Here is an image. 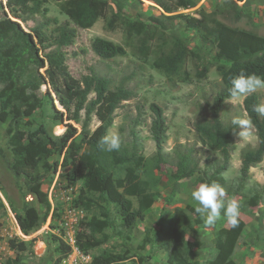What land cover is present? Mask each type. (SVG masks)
Segmentation results:
<instances>
[{
  "label": "trees",
  "instance_id": "16d2710c",
  "mask_svg": "<svg viewBox=\"0 0 264 264\" xmlns=\"http://www.w3.org/2000/svg\"><path fill=\"white\" fill-rule=\"evenodd\" d=\"M53 1L58 4L67 20L61 22L48 15V0H0V123L6 125L7 146L12 156L10 170L15 177L23 178L28 191L48 208V194L43 191V176L38 170L42 168L46 172H57L59 162L55 161L51 165L50 159L56 154L64 155L61 166L68 169L65 175L68 187H73L78 182L83 184L75 206L86 210L98 207L100 210L99 216L94 215L81 223L76 235L79 249L89 254L108 241L106 236L103 239L99 237L107 229H112L116 237L125 239L128 236L116 226L110 206L121 217V225L131 231L139 220L146 219L162 194L157 189L158 181L151 184L141 177L146 159L140 152V138L136 132H132V144L124 145L121 142L119 151L109 153L98 147L100 138L107 135L113 126L114 112L122 102L133 98L134 93L130 88L124 85L116 88L101 134L89 136L91 118L97 108L105 103L112 80L96 73L77 79L70 73L67 48L77 38L76 27L91 29L103 19L112 28L113 23L108 21L110 15H123L124 44L98 37L92 44L95 54L103 60H113L126 56L127 48H130L134 56L143 61L150 55H155L153 66L170 78L180 73L188 58L199 60V57L182 37L164 23L163 18L171 20L172 16L149 17L148 21L134 20L124 13L129 0ZM132 1L142 4L140 0ZM194 6V2L184 0L179 5L184 8ZM165 10L170 12L167 8ZM36 16H41L42 21H36ZM180 17L187 28L199 35L203 43H211L216 47L213 62L221 78V89L210 104V118L195 123L201 144L218 151L221 157L213 158L215 169L212 174L208 177L198 176L197 180L200 184H219L224 188L225 194L232 197L238 195V191L248 181L250 169L263 161L264 117H258L252 110L253 106L260 104L259 96L254 93L244 97L243 109L256 131L258 144L241 152L240 180L234 189L224 173L229 169L231 153L235 150L236 134L231 123L223 121L222 112L226 107V100L233 99L230 89L235 77L243 73L264 78V37L221 22H210L206 17ZM30 21L36 22V25L29 27ZM166 31L170 34L166 35ZM208 72V64L204 62L197 77L203 79ZM92 94L94 98L90 99ZM150 110L153 119L149 131L156 146L157 160L154 169H160L161 164L166 161L163 152L168 140L167 121L163 108L158 104L152 103ZM82 115L84 120L80 138L78 128L71 121L79 123ZM41 118L50 119L54 125H64L65 131L61 135H54L44 124L36 125ZM238 131L239 129L236 130ZM0 153L4 156L2 147ZM174 168L173 180L177 183L189 180L195 174L201 176L202 173L198 163L188 152L178 155ZM94 197H98L104 204L100 205ZM132 198L137 200V207ZM260 201L259 193L246 198L251 207H257ZM23 212L24 214L17 215V220L23 233L30 235L44 218L33 207H25ZM221 217L224 218L223 210ZM197 226L206 228L209 225L204 223L194 207L189 205L178 208L175 214L162 219L158 235L155 238L146 237L145 242L167 254L166 264H199L192 258L200 243L191 242L187 238L188 231L198 233ZM245 228L246 223L238 217L237 227L229 224L228 227L216 230L213 238L216 255L208 264H238L233 255ZM55 239L60 241L64 253L56 261V264H60L71 252V247L59 238ZM9 247L18 257L28 250L27 242L17 238L9 240ZM149 255L151 259L153 254ZM127 259L125 255L105 250L94 256L91 264H124ZM19 260H8L6 264H16Z\"/></svg>",
  "mask_w": 264,
  "mask_h": 264
},
{
  "label": "rangeland",
  "instance_id": "374dc122",
  "mask_svg": "<svg viewBox=\"0 0 264 264\" xmlns=\"http://www.w3.org/2000/svg\"><path fill=\"white\" fill-rule=\"evenodd\" d=\"M140 1L142 4L129 0L124 13L134 20L142 21H148L149 17L172 16L171 20L163 18L164 23L176 35L184 39L189 48L199 57H197L199 60L188 58L180 73L170 78L153 66L155 55H150L146 61H143L135 57L131 49L127 48L126 56L116 57L113 60L99 58L92 49L96 38L100 37L117 44H124L125 17L118 14L110 15L108 18V21L113 23L112 28H109L106 24L107 21L103 19H100L91 29L83 30L76 27L77 38L74 44L67 48V65L70 73L77 79H83L87 75L96 73L108 76L112 80L105 103L97 108L89 123L88 132L91 137L101 134L102 126L110 109L109 103L116 88L124 85L133 91V98L122 102L114 112L115 120L108 134H118L124 145L132 144L133 131L138 134L141 145L140 152L146 159L141 177L151 184L158 181L157 189L162 194V198L154 204L147 218L143 221L139 220L131 231L121 225V217L110 206L111 216L116 226L128 236L122 239L114 236L112 229H107L99 237L103 239L106 236L108 241L92 250L89 255L93 258L106 250L127 256L128 259L124 264H165L167 258L164 252L155 253V257H153V253L151 256L153 259L149 258L150 244L145 242V238H155V235H158L162 219H167L175 214L176 209L186 208L189 205L194 208L198 206L191 197V192L201 185L197 180L198 176L208 177L212 174L215 169L213 158L221 157L218 151L211 150L201 144L195 130V123L207 121L210 118V104L221 89V78L216 71V64L213 62L217 50L213 44L203 43L195 31L187 28L180 15L195 18L206 17L210 22H221L232 28L264 37V0H184L195 3L194 7L186 8L179 7L182 0ZM46 7L49 9L50 17H56L61 22L68 19L61 13L55 1L48 0ZM166 8L170 12H167ZM35 19L42 21L41 16H36ZM35 25L36 22H28L29 27ZM23 26L27 29L24 24ZM169 34L166 31V35ZM204 62L208 64L209 72L205 78L199 79L197 72L202 69ZM42 89L44 92L45 87ZM1 93L2 86L0 85V95ZM256 94L260 98V104L264 103V90H260ZM91 98H94V94L90 96ZM243 99L226 100V107L222 112V119L226 124H230L235 117L249 120L243 109ZM152 103L163 108L168 127V140L163 152L166 161L161 164L160 169H154L157 161L156 146L149 131L153 119L150 110ZM83 120L84 115L81 116L79 123L71 121L78 128L80 138L82 137ZM39 124H44L54 135H61L65 131L64 125H54L50 119H38L36 125ZM5 129L6 125L0 123V147L4 151V156L0 153V264H6L8 260L16 258L20 259L16 264H56L57 259L64 255L60 241L55 239L57 237L63 241L57 235L56 229L60 228L61 222L65 220L70 209L83 210V213L78 215L75 220L77 233L80 231L81 223L88 221L94 215L99 216L100 210L98 207L86 210L75 206V200L83 189V184L78 182L75 186L68 187L65 176L68 169L61 166L64 155L57 154L50 159L51 165L55 161L59 162L57 172H46L42 168L38 170L43 176L42 188L48 194L50 208L41 204L28 191L25 180L15 177L10 170L9 162L12 156L7 146ZM234 144L235 150L231 153L230 166L224 173V177L235 189L240 180L241 152L246 148H254L258 144L254 127H251L247 137L239 138L236 134ZM185 152L191 153L202 173L201 176L195 174L193 178L177 183L173 180L174 163L178 155ZM238 192L239 194L234 197H226L225 194L223 198L225 203L228 202L225 199H233L238 202L240 206L239 218L244 219L247 223V230L251 233L245 239L247 243L244 240L240 241L235 253L236 258L242 259L245 247L249 245V248L251 246L257 247L255 250L260 249L256 252L251 251L252 263L264 264V158L261 163L250 169L248 181ZM257 193L261 195L259 205L257 207L249 206L246 198H251ZM94 198L100 205L104 204L98 197ZM132 201L137 207V200L132 198ZM25 207L37 209L44 218L40 226L30 235L23 233L17 220V215L24 214ZM221 220L225 222L222 217ZM216 224V230L223 226L218 222ZM187 236L188 239H194L195 242L200 243V247L196 248L193 256L196 257L199 254L202 258H207L213 242L208 241L207 247L202 251L201 246L205 244L204 239L198 233L191 231H188ZM14 238L26 241L28 244V250L19 254V257L9 247V240Z\"/></svg>",
  "mask_w": 264,
  "mask_h": 264
},
{
  "label": "clouds",
  "instance_id": "9594fccd",
  "mask_svg": "<svg viewBox=\"0 0 264 264\" xmlns=\"http://www.w3.org/2000/svg\"><path fill=\"white\" fill-rule=\"evenodd\" d=\"M230 96L233 99H241L264 90V78L256 75L241 73L232 81ZM258 117H264V103L253 106L252 109ZM231 125L235 129L233 132L239 138L247 137L252 127L251 121L235 117L231 120ZM239 129L238 132L236 130ZM98 147L105 152L119 151L121 148V138L118 134H108L100 138ZM225 190L216 183H202L197 189L191 192L193 201L197 203L195 212L199 214L204 223L213 225L223 216L233 227L238 226V217L240 216V206L237 201L231 200L225 203Z\"/></svg>",
  "mask_w": 264,
  "mask_h": 264
},
{
  "label": "crops",
  "instance_id": "0c3cea01",
  "mask_svg": "<svg viewBox=\"0 0 264 264\" xmlns=\"http://www.w3.org/2000/svg\"><path fill=\"white\" fill-rule=\"evenodd\" d=\"M183 182V181H182ZM179 183H181V182H179ZM226 197H227V195H226ZM234 197V196H233ZM225 200H228V201H231V200H233V199H225ZM153 208V207H152ZM150 212V211H149ZM148 215V214H147ZM147 218V217H146ZM243 221H244V219L242 218V217H240ZM226 222H223L222 220H221V218L219 219V220H217L213 225H210V226H208V227H206V228H198V226L196 227V229L198 228V234L204 239V241H205V244H204V246H201V248H202V251H204V249L207 247V245H208V241H210V243L211 242H213V238H214V232H215V230H216V228H217V222H218V224L220 225V224H223V226H221V227H228L229 226V223L227 222V220L226 219H224ZM245 222V221H244ZM250 231H248L247 230V223H246V228H245V231H244V233H243V235H242V237L240 238V240H239V242H238V244H237V247H236V249H235V252H234V255H233V259L238 263V264H253L252 263V260H251V251L252 250H254L255 252L256 251H260V249H258V250H255L256 248H254V247H251L250 246V248H249V245H247L246 247H245V250H244V254H243V256H242V259H237L236 258V251H237V248H238V245L240 244V241L242 240H244L245 241V239H246V237H249L250 236ZM187 238H188V236H187ZM189 241H191V242H194V239H188ZM246 243H247V240L245 241ZM249 244V243H248ZM204 248V249H203ZM152 249H153V251H152ZM198 250V249H197ZM149 251H150V253L151 254H153L154 253V256L153 257H155V253H157V252H163L161 249H157L156 247H154L153 246V244H151L150 245V249H149ZM201 251V250H200ZM250 251V252H249ZM210 252V253H209ZM209 254H208V257L207 258H202V256H199V254H198V256L196 255V257H194L193 256V261H195V262H198L199 264H208V262L211 260V259H213L214 257H215V255H216V250H215V247H214V245H213V243L211 244V247L209 248ZM212 252V253H211ZM201 253V252H200ZM203 253V252H202ZM248 253V254H247ZM166 254V253H165ZM247 254V255H246ZM91 256V255H90ZM166 258H167V254H166ZM91 259H92V256H91ZM153 259V258H152ZM167 262H165V264H166Z\"/></svg>",
  "mask_w": 264,
  "mask_h": 264
},
{
  "label": "built area",
  "instance_id": "2783aa9c",
  "mask_svg": "<svg viewBox=\"0 0 264 264\" xmlns=\"http://www.w3.org/2000/svg\"><path fill=\"white\" fill-rule=\"evenodd\" d=\"M83 210L71 208L65 220L61 222L60 228H57V235L71 247V252L65 256L60 264H91V256L82 252L77 246V227L75 220L82 214Z\"/></svg>",
  "mask_w": 264,
  "mask_h": 264
}]
</instances>
